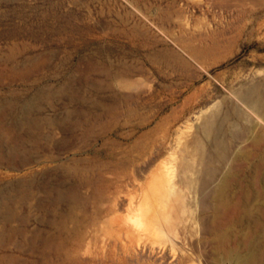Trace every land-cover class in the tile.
I'll use <instances>...</instances> for the list:
<instances>
[{
  "label": "rangeland",
  "instance_id": "obj_1",
  "mask_svg": "<svg viewBox=\"0 0 264 264\" xmlns=\"http://www.w3.org/2000/svg\"><path fill=\"white\" fill-rule=\"evenodd\" d=\"M101 70L121 74L109 92L91 89ZM58 87L70 96L45 116L64 129L40 128L27 146L39 162L0 166V194L36 181L0 223V264H236L251 230L240 187L262 184L250 131L264 132V0H0V101ZM218 118L216 138L202 126ZM69 166L81 171L65 204L45 189L75 181ZM230 169L236 208L219 212L211 191Z\"/></svg>",
  "mask_w": 264,
  "mask_h": 264
},
{
  "label": "bare ground",
  "instance_id": "obj_2",
  "mask_svg": "<svg viewBox=\"0 0 264 264\" xmlns=\"http://www.w3.org/2000/svg\"><path fill=\"white\" fill-rule=\"evenodd\" d=\"M15 57H16L15 50H12V53L7 57L6 60H11L14 59ZM100 74L104 76V81L101 82V80H96L92 82L91 89L93 91L104 90L106 92H109L111 90V81L121 76V74H117V73H113L112 71H105V70H101ZM254 91H255V87H253L250 92L242 94L243 100L250 102L251 101L250 97ZM65 96H70V93L65 92V89L63 88L58 87L56 89H53L52 91H45L43 89L36 91L32 95L27 97L24 101H21L16 104L13 103V100L12 102H10L8 99H7L8 101H0V166L1 167L20 169V167L27 166L34 162H39V157L34 152H30L27 146L36 145L37 139L40 136L39 130L43 125H46L48 127H55L56 129L58 128L60 130L64 129L65 127L64 121L63 120L57 121L55 119L45 116V108L47 103L49 102H52L53 104L55 102L57 103L58 100H61ZM95 106H96L95 102H93L90 105V107L92 108ZM260 108L261 107L259 105V108H257V112H260V115L262 116V120L264 122V109H260ZM91 113L93 117H98V114L94 112ZM107 113H109V111ZM76 116H77L76 112L74 113L69 111L65 118L72 120L73 123H76L75 120ZM6 117H9L10 121H6ZM89 124L92 125L91 123ZM222 124H223V119L218 118L214 121L207 122L202 126V128L203 130L209 132L210 134L213 133L214 136L218 138V133L221 129ZM75 125L77 126V123ZM254 127L255 128L253 129H255L256 131V126ZM253 129H251L250 131V138L252 142L256 143V145L261 144L264 146V132L263 131L255 132L253 131ZM65 130L67 129L65 128ZM20 135L24 137L26 136L27 140L22 142H17V139H19L18 136ZM50 137H52V135H50ZM58 144L59 146H61L60 149L62 150L68 151L69 149L72 148V145L67 142L60 141L58 142ZM243 157H246V154L243 151L239 152L237 155V159ZM62 171L63 173H68V172L72 173L75 176L76 180L70 183H66L63 179H58L57 184L50 186L47 185L48 187L45 189V191L48 194L54 195L55 199L58 202H62V203L64 202L65 204H69L71 199L74 198L76 195L75 191L78 185V178L80 176L81 168L78 166H69L67 168H63ZM260 171H262L261 185L258 184L256 177L253 176L248 180V182H246L245 184H241L240 187L243 197L242 199L244 201L243 209L241 211L242 215H240L242 216L241 222L247 225L248 227H250L251 230L249 236L251 235L252 237L249 238V236L245 234V239L240 244V250H239L240 252L236 256V264H264V151L261 153L259 162L254 168V174H257ZM155 174L156 173H154L153 175ZM231 175H232V169H230L226 173L224 179L220 183H218L217 186H215L211 191L212 194L211 198L214 199V206L216 211L217 210L219 212L227 211L235 207L234 194L231 193L230 184L228 183V178ZM83 181H85V183L87 182L88 184L92 183L90 179L86 180L84 178ZM35 182L30 181L26 183L25 185L28 186V187L26 186V188L22 187L23 185L22 182L13 183L9 187H6L1 192L0 223L12 222L17 219L12 204L19 205L20 203H23L25 202V200L32 197L34 195V192L30 188H32ZM105 184L108 185L107 180ZM96 194L101 195V191L96 189ZM172 194L174 196H177L174 199L179 202V206L185 208V206L188 205V201H187L188 193H186L185 190L183 189L178 190L175 188L172 190ZM174 204L176 205L175 202ZM239 207L238 210L240 209ZM159 209L160 208H158L157 210L153 209L151 214H153L154 217L155 216L157 217L159 213L158 212ZM112 211L114 210L112 209ZM118 218H119L118 216L117 217L115 216L113 219L111 218L110 223L119 221ZM76 233L79 234L77 229H76ZM221 237L223 239L233 238V232L224 231L221 233ZM6 238L7 237L5 236V233L0 234L1 240L2 239L4 240ZM45 244H47V241H45ZM228 252L229 251L225 249L224 253L227 254Z\"/></svg>",
  "mask_w": 264,
  "mask_h": 264
}]
</instances>
